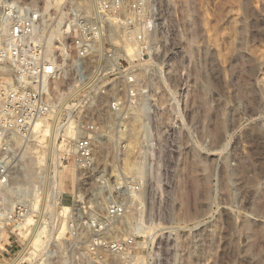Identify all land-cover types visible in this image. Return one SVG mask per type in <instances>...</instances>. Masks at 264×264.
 <instances>
[{"label": "rangeland", "instance_id": "374dc122", "mask_svg": "<svg viewBox=\"0 0 264 264\" xmlns=\"http://www.w3.org/2000/svg\"><path fill=\"white\" fill-rule=\"evenodd\" d=\"M51 1L32 3L48 2L47 10ZM159 2L155 50L138 64L155 115L135 118L121 135L108 132L114 120L99 108L108 137L92 172L77 186L79 175L63 167L61 200L44 191L43 209L30 217L48 222L49 240L61 248L75 214L81 252L94 232L87 225L101 222L94 233L132 239L119 264H264V0ZM138 161L140 173L123 169ZM114 202L125 214L109 220ZM13 238L0 264L27 241ZM41 251L19 264L44 263ZM50 264H65L64 255Z\"/></svg>", "mask_w": 264, "mask_h": 264}, {"label": "built area", "instance_id": "2783aa9c", "mask_svg": "<svg viewBox=\"0 0 264 264\" xmlns=\"http://www.w3.org/2000/svg\"><path fill=\"white\" fill-rule=\"evenodd\" d=\"M159 8V0H64L47 10L32 0H0V259H9L13 250L11 225L32 211L28 202L34 190L14 188L13 182L43 148L45 129L58 152L66 153L60 162L66 160L63 167L79 175V186L95 167L94 151L106 137L99 108L114 120L113 134H129L136 116L155 115L142 92L138 64L145 65L155 50ZM67 127L75 132L64 144L70 151L60 148ZM42 182L35 185L40 199ZM125 209L114 202L106 216L121 218ZM74 221L72 214L63 247L50 239L42 251L44 263L38 264L62 255L65 264H119L127 254L132 239L111 241L94 233L101 229L97 221L87 225L94 232L81 252L75 240L82 228Z\"/></svg>", "mask_w": 264, "mask_h": 264}, {"label": "bare ground", "instance_id": "6f19581e", "mask_svg": "<svg viewBox=\"0 0 264 264\" xmlns=\"http://www.w3.org/2000/svg\"><path fill=\"white\" fill-rule=\"evenodd\" d=\"M61 1L62 0H55L54 6H58ZM47 3L46 4L44 3L45 4L44 10H46L47 6H49V4H47ZM151 101H152V99H151ZM135 118L137 119L138 117L137 116L134 117L132 121H134ZM108 119H109V116H108L107 120ZM45 128H47V127H45ZM46 133H47V130L45 129L44 134H43L44 139L41 140V142H43V141L45 142L42 145L43 148H41L40 150H35L36 159L28 161L23 166V170L20 173V175H18V178L15 179L13 182L14 188L32 189V190H34V195H33V198L30 199V201L28 202L32 208V211L29 214H27L23 218V220L19 223L21 229L19 231L12 230L14 233V236L18 237L19 239L21 237H23L27 241L25 244L23 243L24 247L17 250V256H16V258L11 259L10 264H19L21 260H29L30 261L29 258H32L33 253L37 250L44 249L46 247L47 241H49V239H50L49 234H51V231L48 230V224L49 223L46 221H43L42 224H40L36 220H34L33 218L30 217V215H35L34 214L35 209H38V210L43 209V208H40V206H39L40 194L37 192V189L35 190V187H36L35 185L37 184V181L38 180L43 181L42 182V191L44 192V191L48 190L49 193L51 194L50 197H53L54 199L57 198V200H61V198L64 194V191H62V188H60V186L62 185L63 178H64L63 170H62L63 165L60 162L59 157H57V158L55 157V154L58 153L57 145L54 144V142L52 141L51 138L46 137V135H47ZM122 133H123V135L125 134L124 131H120L121 135H122ZM68 134L71 138H74V136H75V132L71 129V127H67V129L65 131V135H68ZM129 134H130V132H129ZM132 134H136V132L133 131ZM104 135H106V137H108L107 131L104 132ZM67 147L68 146H64V143L61 142V144H60L61 149L64 148V149L70 151V149ZM55 158L57 161H55ZM38 166H39V169L37 168ZM123 169L127 172H130L133 170V172L135 171V173H139L140 166L138 163L135 164V162H134L131 164L128 162L125 164ZM43 178L45 180H43ZM44 198H45V195H44ZM42 199L43 198H41V200ZM13 203H14L13 200L10 201L9 209L11 208ZM47 211H48V209H47ZM40 214H42V213H40ZM67 228H68V226L66 225L65 229H67ZM60 232L62 233L61 230H60ZM5 236H6V234H5ZM150 236H152V235H150ZM54 241H57V237L56 238L54 237ZM29 249L30 250L32 249V250L30 251Z\"/></svg>", "mask_w": 264, "mask_h": 264}]
</instances>
